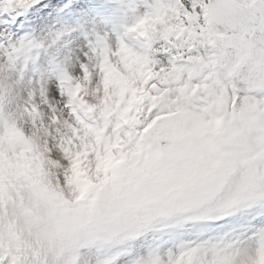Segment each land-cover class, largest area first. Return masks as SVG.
Here are the masks:
<instances>
[{
	"label": "snow or ice",
	"instance_id": "6c2138e0",
	"mask_svg": "<svg viewBox=\"0 0 264 264\" xmlns=\"http://www.w3.org/2000/svg\"><path fill=\"white\" fill-rule=\"evenodd\" d=\"M0 264H264V0H0Z\"/></svg>",
	"mask_w": 264,
	"mask_h": 264
}]
</instances>
